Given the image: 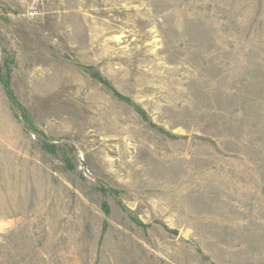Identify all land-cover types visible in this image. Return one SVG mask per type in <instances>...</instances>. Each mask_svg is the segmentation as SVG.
<instances>
[{
	"label": "rangeland",
	"instance_id": "obj_1",
	"mask_svg": "<svg viewBox=\"0 0 264 264\" xmlns=\"http://www.w3.org/2000/svg\"><path fill=\"white\" fill-rule=\"evenodd\" d=\"M0 264H264V0H0Z\"/></svg>",
	"mask_w": 264,
	"mask_h": 264
}]
</instances>
